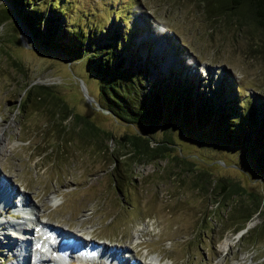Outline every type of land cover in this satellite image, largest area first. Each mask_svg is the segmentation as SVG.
Returning a JSON list of instances; mask_svg holds the SVG:
<instances>
[{
    "label": "rangeland",
    "instance_id": "rangeland-1",
    "mask_svg": "<svg viewBox=\"0 0 264 264\" xmlns=\"http://www.w3.org/2000/svg\"><path fill=\"white\" fill-rule=\"evenodd\" d=\"M4 2L0 0V6ZM39 2L45 12L53 3L61 6L67 12L63 14L65 24L93 33V42L127 35L128 43L119 48L118 57L134 60L148 72L147 90L161 86L172 91L179 86L178 99L184 95L192 101L205 97L209 104H215L213 112L235 103L244 115L254 111L249 118H260L259 130L264 128V29L244 7L230 11L231 5L223 6L219 0ZM17 26L23 29L21 24ZM7 29L19 39L21 35L12 21L0 28V137L10 143L6 153L0 154V179L18 193H27L29 204L35 203L40 210L42 223H30L32 241L19 240L16 256L0 246V264L17 263V251L23 243L30 249L27 263L35 264V258L42 255L37 243L41 246L45 241L43 223L64 229L56 242L71 234L117 245L120 253L114 260L106 253L99 256L100 261L92 255L66 257L65 253L74 252L66 248L63 256L67 260L53 258L48 264H146L152 257L158 258L157 264H264V234L255 231L263 216L252 214L243 229L242 218L236 217L243 204L250 208L256 204L247 193L264 199V137L253 139L252 135L245 146L229 145L218 141L209 126L177 125L172 129L176 141L172 155L185 156L181 167L194 169V173L180 172L177 164L166 158L140 163L128 155H115L121 162L118 172L124 177L115 186L112 156H104L84 143L59 144V137L46 125L44 110L20 113L18 105L27 84L51 87L74 112L113 137L140 130L160 138L161 129L131 126L99 111L94 103L99 79L85 61L70 62L61 52L37 48L31 38L5 44ZM12 57L23 67H16ZM227 115L236 119L231 112ZM215 116L212 113L209 119ZM104 143L112 148L114 140L107 137ZM202 173L203 180L196 186V174ZM222 178L244 188L245 194L238 201L241 205L231 206L230 200L220 209L215 204L217 194L210 181ZM17 197L13 198L16 203ZM14 212L18 214L3 209L0 224L19 222L22 216ZM9 229L0 225V233ZM248 229L253 231L246 236ZM226 242L229 246L224 248Z\"/></svg>",
    "mask_w": 264,
    "mask_h": 264
},
{
    "label": "trees",
    "instance_id": "trees-1",
    "mask_svg": "<svg viewBox=\"0 0 264 264\" xmlns=\"http://www.w3.org/2000/svg\"><path fill=\"white\" fill-rule=\"evenodd\" d=\"M4 1L5 4L0 6V28L12 21L19 35L21 34L19 39V36L15 35L11 29H7L6 36L8 38L4 42L5 44L11 41L20 43L26 41V38L28 40L31 38L37 48L42 47L61 52L70 62L74 60L85 61V65H88L99 79L97 99L99 103L87 95L91 101L94 100L99 111L109 113L117 121L131 126L142 124L161 129L160 138L146 135L140 130H134L132 133H126L120 137H113L91 119L74 112L72 107L68 106L63 99L52 91L51 87L27 84L24 98L18 105L20 113L27 114L30 109H34V111L44 110V114L47 116L46 125L59 137V144L68 146L74 141L80 144L84 143L104 156H112V173H116L114 177L115 186H119L124 180L123 173L118 172V165L121 162L115 155H128L130 159L140 163H150L166 158L170 163H176L180 172L189 174L191 171L194 173V169L181 167V164L185 163V159H183L185 156H180L178 153L172 155L176 144L172 129L177 125L178 127L191 128L209 126L218 141L229 145L245 146L252 140V135L253 139L259 135L264 137V128L259 130V126L262 124L260 118L251 120L249 116L254 111H249L244 115L235 107V103L227 105L225 110L213 112L215 104L212 102L209 104L205 97L192 101L191 97L186 100L185 95L184 97L179 96V99L182 98V102L179 103L176 90H181L182 87L177 86L172 91L161 86L158 89L152 87L147 90L145 81L148 72L142 71L134 60L126 61L125 58L118 57L119 48L125 47L128 43L127 35L117 39L107 38L105 42H102V39L93 42L90 35L92 34L94 37L93 33H84L77 26L65 24L63 14H67V12L65 9L61 10V6L58 7L55 3L51 4L52 7H48L45 12L39 6V0ZM219 1L224 3L223 6L231 5L230 11L244 7L252 20L264 29V0ZM17 24H21L23 28L21 31ZM24 33H27L29 37H26ZM127 52L131 56L134 55L131 49H128ZM12 58L16 67H23L18 59ZM170 68L172 70V66ZM250 105H253L252 102ZM229 112L233 114L231 117H236V119H230L227 115ZM212 113L216 116L210 120L209 117ZM252 132L256 134L254 135ZM107 137L114 140L112 148L107 145L108 143H104ZM179 162L180 164H178ZM186 162L192 166L191 161ZM203 174H196L197 181H194L196 186L200 180H203L201 178ZM210 187L216 192L214 194H217L215 204L220 209H222L223 204L228 206L230 200L231 206L239 203V198L245 194L242 186L238 183L228 182L224 178L212 179ZM247 195L255 199L256 204L253 206L254 208L252 205L250 208L248 204H243V208L238 213L236 212V217L242 218L243 224L240 229L245 227L244 224L252 214L258 212L260 216H263V222L255 231L264 234V199H259L253 193H247ZM241 204L239 203V205ZM252 231L246 230V236L251 235Z\"/></svg>",
    "mask_w": 264,
    "mask_h": 264
},
{
    "label": "bare ground",
    "instance_id": "bare-ground-1",
    "mask_svg": "<svg viewBox=\"0 0 264 264\" xmlns=\"http://www.w3.org/2000/svg\"><path fill=\"white\" fill-rule=\"evenodd\" d=\"M3 129L0 128V132H3L2 131ZM10 147V143L7 141V139L3 138V137H0V154L2 153H6V150ZM5 179V178H4ZM3 180L1 181L0 179V212H2L3 209H5V211H11L12 209H14V211H19V214H20V217L21 219L19 220V222L15 221H6V222H2L0 225L3 226V224H5V226L7 225L10 229L9 231L7 232H3V233H0V246L1 247H5L7 248L9 252H12L13 256H16L15 255V252H14V249H16L15 247H17V243L19 240H23L24 243H30L32 241V237H30V232L32 231V228H31V225L30 223H36V225H41V221H39V218H38V214H39V211L38 208H37V205L35 203H33L32 205L29 204L30 202V198L27 196V193H23L21 192L18 193L19 191L16 190L15 187H13L12 185H8V182H6L5 184L2 183ZM16 190V191H15ZM15 195H18L17 199L19 200L18 203L15 202V200L13 199L15 197ZM41 213V212H40ZM16 223V224H15ZM44 224L46 225L45 227L47 228H50V229H53L55 230L57 236L58 235H61L62 236V233L64 232V229L61 228L60 226H57V225H53V224H50V223H43V227H44ZM45 232V230H43V233ZM57 232H60V233H57ZM78 236V235H77ZM63 237H66L68 239V241L70 243H68V245H59L58 246H54L52 247V250H56L57 251V254L59 255L58 259H61L62 261H65L67 259H65V257L63 256V254L65 252H63V249L66 250V248H68L70 251H74V252H78L79 250L81 249H85L86 247L82 246V245H85L87 247H90V251H93L92 252V257H94V254L97 253V258H93L95 260H100L99 259V256H105L106 253L110 254V258L112 260L116 259L114 258V256H118V255H114V252L117 253V245H113V246H109L105 243L103 244H100V243H96L94 242L92 239H88L86 240L85 237L81 238V239H78L76 238L74 235H64ZM61 239H59L58 241H60ZM23 243V245H24ZM41 247L42 248H46L44 245L46 244L45 241H42L41 242ZM23 245H22V249L19 248L17 252H19V255L18 257H20L19 259V262L15 263V264H30L29 261L28 263L26 262V258L28 257L29 258V251L30 249L29 248H26V246L23 248ZM229 246V243L226 242L223 244V247H227ZM25 249V252H23L22 250ZM77 250V251H75ZM38 252H40L38 250ZM82 252V251H80ZM78 252V253H80ZM42 253V252H41ZM50 251L47 250L46 254L49 255ZM126 253H133L132 251H128ZM65 255H67L66 257H73V256H83V257H87L86 255H83V254H74L72 252L70 253H65ZM41 256V254H40ZM127 256V255H126ZM129 256V255H128ZM127 256V257H128ZM22 257V258H21ZM109 257V255H108ZM39 261L40 263H46L48 264V262H50V258L48 257H39ZM101 261V260H100ZM158 258H155V257H152L148 260V262L146 264H157L158 262ZM128 262V261H127ZM120 263H122V261H120ZM34 264V263H33ZM124 264V263H122ZM127 264V263H126ZM166 264H173L172 262L170 263H166Z\"/></svg>",
    "mask_w": 264,
    "mask_h": 264
}]
</instances>
